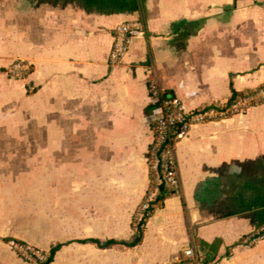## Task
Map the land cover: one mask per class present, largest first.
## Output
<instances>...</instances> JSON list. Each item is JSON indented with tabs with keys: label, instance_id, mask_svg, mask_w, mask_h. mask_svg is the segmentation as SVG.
Instances as JSON below:
<instances>
[{
	"label": "crops",
	"instance_id": "crops-1",
	"mask_svg": "<svg viewBox=\"0 0 264 264\" xmlns=\"http://www.w3.org/2000/svg\"><path fill=\"white\" fill-rule=\"evenodd\" d=\"M146 34L107 61L112 29ZM16 59L30 72L9 77ZM185 109L264 84V0H0V264H28L13 239L49 264H175L213 248L211 264H264V101L193 124L175 145L178 192L127 241L149 180L147 80Z\"/></svg>",
	"mask_w": 264,
	"mask_h": 264
},
{
	"label": "built area",
	"instance_id": "built-area-1",
	"mask_svg": "<svg viewBox=\"0 0 264 264\" xmlns=\"http://www.w3.org/2000/svg\"><path fill=\"white\" fill-rule=\"evenodd\" d=\"M146 34L145 23L141 18H132L117 23L112 29V43L107 61L114 65L127 54L134 37ZM31 70L30 64L21 59L13 60L5 72L12 78H23ZM148 119L152 138L147 149L149 180L146 192L138 204L133 216V228L143 227L150 216L149 208L156 203L160 195L178 192L179 174L175 145L187 136L191 126L229 115L243 113L251 105L264 101V85H259L249 93L237 96L221 104H209L199 108L185 109L173 93L161 87L153 75L147 80ZM264 238V223L258 225L244 237L243 244L253 245ZM9 247L28 264H49L50 251L27 243L9 240ZM186 264H211L205 261V253L187 247L184 250ZM179 262V261H178Z\"/></svg>",
	"mask_w": 264,
	"mask_h": 264
},
{
	"label": "trees",
	"instance_id": "trees-1",
	"mask_svg": "<svg viewBox=\"0 0 264 264\" xmlns=\"http://www.w3.org/2000/svg\"><path fill=\"white\" fill-rule=\"evenodd\" d=\"M261 85H264V84H261ZM252 89H249V90H243V91H239V92H236V91H232L231 93V96L230 98L228 99L229 101L232 100L233 98L237 97V96H241V95H245L247 93H249ZM169 193H167L166 191H164L160 197L158 198V200L156 201V203L154 205H152L150 208H149V212H150V215L151 213L153 212V210L160 206L163 202V199L168 195ZM144 227V226H143ZM143 227L140 225L139 227H137L136 230H134V233L132 235V237L127 240V241H116L114 239H108L106 240L105 242H99L97 240H92L94 242H97L100 246H108L110 244H115V243H122V244H125L126 246H134L136 244H138L141 240H142V237H143ZM55 246L52 247L50 249V260L52 258V254L55 250ZM207 248H213L212 245H208V244H203V246H201L199 248V250H205ZM209 253V252H208ZM208 253H205V261H209V254ZM175 264H186V261L184 259H180L179 262L175 263Z\"/></svg>",
	"mask_w": 264,
	"mask_h": 264
}]
</instances>
